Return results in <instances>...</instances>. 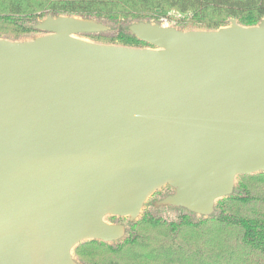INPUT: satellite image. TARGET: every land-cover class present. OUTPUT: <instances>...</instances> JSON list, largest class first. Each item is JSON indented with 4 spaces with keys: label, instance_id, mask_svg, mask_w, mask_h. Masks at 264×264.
<instances>
[{
    "label": "water",
    "instance_id": "1",
    "mask_svg": "<svg viewBox=\"0 0 264 264\" xmlns=\"http://www.w3.org/2000/svg\"><path fill=\"white\" fill-rule=\"evenodd\" d=\"M0 38V264H77L124 238L108 217L159 207L209 216L264 172V18L216 30L138 22L150 47L88 42L94 20L47 15Z\"/></svg>",
    "mask_w": 264,
    "mask_h": 264
},
{
    "label": "trees",
    "instance_id": "2",
    "mask_svg": "<svg viewBox=\"0 0 264 264\" xmlns=\"http://www.w3.org/2000/svg\"><path fill=\"white\" fill-rule=\"evenodd\" d=\"M169 14L180 15L179 30L185 25L216 30L230 19L253 26L264 18V0H0V38L12 35L17 40L37 32L35 26L47 15H67L108 28L86 36L146 48L150 46L131 33L130 25L161 24ZM259 181H264V172L238 177L233 193L206 217L156 206L174 193L167 186L148 199L140 219L109 217L126 222L123 239L82 242L74 258L77 264H264V188L253 186Z\"/></svg>",
    "mask_w": 264,
    "mask_h": 264
},
{
    "label": "rangeland",
    "instance_id": "3",
    "mask_svg": "<svg viewBox=\"0 0 264 264\" xmlns=\"http://www.w3.org/2000/svg\"><path fill=\"white\" fill-rule=\"evenodd\" d=\"M169 18L168 19H162L161 20V25H165V26H168V27H173V28H177L178 26V24H179V19L181 18L180 17V15H174V14H169ZM44 19V18H43ZM43 19H40V21L41 20H43ZM152 23H154V22H152ZM185 28L183 29V30H200L199 28H197L196 26H192V25H185L184 26ZM40 35H42V33L40 32V31H37V32H32V33H30V34H24V35H20L19 37H18V39L17 40H31V39H33V38H35V37H38V36H40ZM108 37L110 36V34L109 35H107ZM1 37L2 38H4V39H8V40H12L13 41V37L14 36H12V35H1ZM78 37L79 38H81V39H84V40H86V41H88V42H93V43H99V44H109L110 42L108 41V39H106L107 41H105V40H102V39H97V38H92V37H90V36H86V35H78ZM111 45H115V44H111ZM237 181H238V179H237ZM253 186L254 187H259V188H264V181H259V182H253ZM146 208L144 207V209L142 210V212H141V214H140V216H139V219L141 218V216L144 214V210H145ZM170 216L172 215V213L171 212H167ZM106 221L108 222V223H111V224H120L121 222H119V220H117V219H114V220H110V218L108 217V218H106ZM124 226L126 225V222H124V224H123ZM74 257H75V255H74Z\"/></svg>",
    "mask_w": 264,
    "mask_h": 264
}]
</instances>
